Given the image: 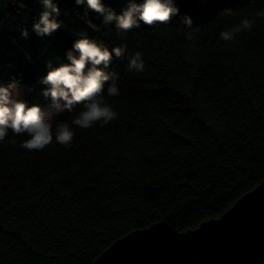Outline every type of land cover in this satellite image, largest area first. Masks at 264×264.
I'll list each match as a JSON object with an SVG mask.
<instances>
[{
    "label": "trees",
    "instance_id": "obj_1",
    "mask_svg": "<svg viewBox=\"0 0 264 264\" xmlns=\"http://www.w3.org/2000/svg\"><path fill=\"white\" fill-rule=\"evenodd\" d=\"M115 1L101 0L121 15ZM53 2L86 28L89 12L99 28L93 35L87 28L89 38L110 52L126 43L130 54L143 53L146 70L128 72L127 59L113 53L108 71L118 73L120 95L105 93V101L118 117L103 127L74 126L71 146L53 137L43 151H27L20 147L27 133L9 130L0 143V264H93L116 240L157 222L194 230L264 180V19L233 41L219 35L255 18L264 0H208L200 7L175 0L179 13L170 25L139 24L124 40L86 2ZM3 3L15 13L0 19V86H24L31 107L42 71L51 60L55 67L70 63L67 52L82 37L59 28L57 51H47L46 40L36 54L33 31L24 26L31 54L19 55L22 45L4 22L26 14L38 22L30 8L39 2ZM186 16L199 29L190 41L177 29ZM81 110L57 112L53 121L71 123ZM245 264H264V253Z\"/></svg>",
    "mask_w": 264,
    "mask_h": 264
},
{
    "label": "clouds",
    "instance_id": "obj_2",
    "mask_svg": "<svg viewBox=\"0 0 264 264\" xmlns=\"http://www.w3.org/2000/svg\"><path fill=\"white\" fill-rule=\"evenodd\" d=\"M42 6L39 21L34 23L33 30L38 36L51 35L61 27L59 22L60 11L53 0H38ZM86 2L88 8L102 17V25H115L117 36L124 40L133 27H139V22L146 25H170L172 17L179 13L175 0H143L136 3L129 0L128 7L121 15H116L111 9L106 8L101 0H75L77 5ZM225 13L233 14V10L226 9ZM256 18L264 19V9L255 12V18H244L240 23L230 29L220 32V39L233 41L237 34L245 31L251 32L256 24ZM183 27L177 29L184 33L187 40L193 39V33L198 28H193L190 17L183 18ZM88 29L99 32L98 26L91 21ZM28 36L27 30L22 32ZM71 51L67 52L70 63L61 64L53 68L42 78L40 83L46 85L42 92L45 98H50V108L56 112L68 111L73 113L77 106L81 107L76 118L68 121L55 122L53 114L45 111L40 106H28L20 95L15 83L7 87L0 86V143L5 141L9 130L19 136L27 133L29 139L20 145L27 151H43L55 141L63 146H71L75 132L73 127L81 129L91 128L100 123L103 127L117 119L118 113L106 103L105 93L108 97L119 96V75L116 71H108L113 53L117 59H127V71L142 73L146 70L143 53L137 51L130 54L126 43H121L108 50L103 44H98L89 38V32L81 29ZM78 53V55H76ZM88 65H91L88 67ZM15 144V139L8 141Z\"/></svg>",
    "mask_w": 264,
    "mask_h": 264
},
{
    "label": "water",
    "instance_id": "obj_3",
    "mask_svg": "<svg viewBox=\"0 0 264 264\" xmlns=\"http://www.w3.org/2000/svg\"><path fill=\"white\" fill-rule=\"evenodd\" d=\"M263 253L264 180L194 230L157 222L116 240L93 264H245Z\"/></svg>",
    "mask_w": 264,
    "mask_h": 264
},
{
    "label": "rangeland",
    "instance_id": "obj_4",
    "mask_svg": "<svg viewBox=\"0 0 264 264\" xmlns=\"http://www.w3.org/2000/svg\"><path fill=\"white\" fill-rule=\"evenodd\" d=\"M207 1L208 0H194L195 5L197 7L202 6ZM128 3H129V0H116L114 4L116 7L121 9L123 12V10H125L128 7ZM37 6H39V7L37 8L36 11H34L33 8L32 9L30 8V10H31L30 12H32L34 14L35 13L41 14L42 6L40 5V3ZM59 11H60L59 22L61 23L60 28L67 30V31H69L75 35H78V32L81 29L87 30L86 24L83 20H81L79 18H75L73 15L69 14L68 11H64L62 8H59ZM14 13H15V10H14L13 6L5 4V3H3V0H0V19L2 18V16L6 15V14L11 15ZM84 16L87 19V21H90L91 18H90L89 12L85 11ZM35 21H36L35 17L31 16L30 14H26L23 21L11 19L7 22H4L3 28H7L8 31L10 30V32H12V34L15 36L16 40H18L20 42V44L22 45L23 49L18 50L19 55L22 54L23 56H27L28 54H31V50L25 45L24 38L21 35V28L24 26L29 27L33 31L34 40L36 42V46L34 49L36 54L40 53L42 46L46 43V40H50V45L45 44L47 51H49V50L50 51H52V50L57 51V43H58L57 36L53 33L51 35L38 36L35 33V31L33 30V25H34ZM139 24H144V23L139 22ZM91 35H93L92 30H91ZM54 44L56 45L55 47H54ZM103 45L106 47L105 43H103ZM39 58L40 57H38L37 59L35 58V60L39 61L40 60ZM44 59H46V58H44ZM51 66L53 68H55V64L53 63V60H51ZM49 71H50L49 67L45 68L44 71H42V73H41V79L43 77H45ZM46 87H47L46 85H43L42 87H37L34 89L33 98H32V102H31L32 106L37 105V106H40L44 110L50 106L51 102L46 103L44 101L45 97L42 95V92L46 89ZM17 89H18V92L20 95V99L23 100L22 98H23V94L25 91L24 86L17 85ZM47 102H49V101H47ZM50 112H52L53 115L57 113L54 109L51 110Z\"/></svg>",
    "mask_w": 264,
    "mask_h": 264
}]
</instances>
